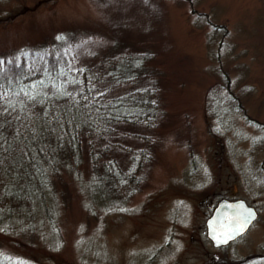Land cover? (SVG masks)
Wrapping results in <instances>:
<instances>
[{
  "label": "rangeland",
  "instance_id": "374dc122",
  "mask_svg": "<svg viewBox=\"0 0 264 264\" xmlns=\"http://www.w3.org/2000/svg\"><path fill=\"white\" fill-rule=\"evenodd\" d=\"M64 41L73 67L128 46L155 54L149 64L161 77L111 92L162 86L156 121L119 125L124 143L149 158L127 197L91 189L86 159L79 178H54L30 221L0 205V255L21 264H264V0H0V55ZM134 154L115 151L126 164ZM223 197L248 200L259 218L215 247L206 219Z\"/></svg>",
  "mask_w": 264,
  "mask_h": 264
},
{
  "label": "trees",
  "instance_id": "16d2710c",
  "mask_svg": "<svg viewBox=\"0 0 264 264\" xmlns=\"http://www.w3.org/2000/svg\"><path fill=\"white\" fill-rule=\"evenodd\" d=\"M69 41L0 55V205L25 221L47 205L54 178H79L86 159L95 176L86 182L91 189L98 183L114 198L130 195L149 155L128 147L119 125L150 126L162 113L158 83L111 95L122 84L161 77L162 70L149 64L153 52L128 46L73 67L75 53L64 45ZM123 149L135 153L132 163L115 155ZM0 264L21 263L1 254Z\"/></svg>",
  "mask_w": 264,
  "mask_h": 264
},
{
  "label": "water",
  "instance_id": "95a60500",
  "mask_svg": "<svg viewBox=\"0 0 264 264\" xmlns=\"http://www.w3.org/2000/svg\"><path fill=\"white\" fill-rule=\"evenodd\" d=\"M257 208L244 198H221L206 220L207 235L215 247H223L244 235L258 219Z\"/></svg>",
  "mask_w": 264,
  "mask_h": 264
}]
</instances>
